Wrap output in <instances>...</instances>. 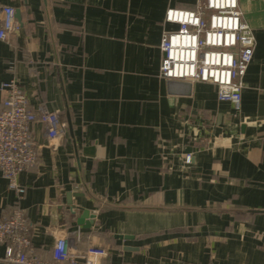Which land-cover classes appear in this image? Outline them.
Masks as SVG:
<instances>
[{"label":"crops","instance_id":"obj_1","mask_svg":"<svg viewBox=\"0 0 264 264\" xmlns=\"http://www.w3.org/2000/svg\"><path fill=\"white\" fill-rule=\"evenodd\" d=\"M194 3L0 0L20 12L0 39V84L16 77L65 128L51 145L33 123L20 201L0 174V219L23 208L31 254L50 260L69 235L104 248L102 264H264V0H238L254 36L238 104L159 74L177 28L166 10Z\"/></svg>","mask_w":264,"mask_h":264},{"label":"built area","instance_id":"obj_2","mask_svg":"<svg viewBox=\"0 0 264 264\" xmlns=\"http://www.w3.org/2000/svg\"><path fill=\"white\" fill-rule=\"evenodd\" d=\"M165 22L177 25L164 30L160 76L167 80L211 83L219 101L238 104L242 96V77L253 56L254 36L243 20L238 0H195L191 8H169ZM17 28L14 9L0 4V39L6 40ZM45 126L49 144L61 140L65 128L57 111L40 102L34 109L16 77L0 84V174L17 202L25 194L19 184L21 172L38 161L32 126ZM190 155L186 154L187 161ZM23 208L17 203L8 217L0 219V243L8 264H102L106 250L89 245L77 249L69 235L59 237L51 259L31 254L30 229ZM141 264H149L144 262Z\"/></svg>","mask_w":264,"mask_h":264},{"label":"water","instance_id":"obj_3","mask_svg":"<svg viewBox=\"0 0 264 264\" xmlns=\"http://www.w3.org/2000/svg\"><path fill=\"white\" fill-rule=\"evenodd\" d=\"M14 15H15V19L20 21V12L18 9L16 11H14ZM83 216H86V212L83 213Z\"/></svg>","mask_w":264,"mask_h":264}]
</instances>
